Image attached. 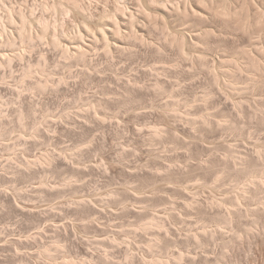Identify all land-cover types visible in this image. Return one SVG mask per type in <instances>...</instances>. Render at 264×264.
<instances>
[{"label":"rangeland","instance_id":"374dc122","mask_svg":"<svg viewBox=\"0 0 264 264\" xmlns=\"http://www.w3.org/2000/svg\"><path fill=\"white\" fill-rule=\"evenodd\" d=\"M202 1L0 0V264H264V0Z\"/></svg>","mask_w":264,"mask_h":264},{"label":"bare ground","instance_id":"6f19581e","mask_svg":"<svg viewBox=\"0 0 264 264\" xmlns=\"http://www.w3.org/2000/svg\"><path fill=\"white\" fill-rule=\"evenodd\" d=\"M201 1H202V0H201ZM203 1H204V0H203ZM203 1H202V2H203ZM228 1H229V0H228ZM203 3H204V2H203ZM224 9H226V8H224ZM224 9H223V12L225 11ZM187 12H188V10H187ZM221 12H222V11H221ZM226 13H227V11H226ZM228 13H229V12H228ZM185 14H187V13H185ZM220 14H221V13H220ZM222 14H224V13H222ZM226 15L228 16V14H226ZM226 15L224 14V16H226Z\"/></svg>","mask_w":264,"mask_h":264}]
</instances>
